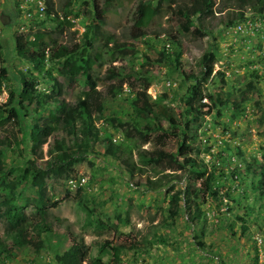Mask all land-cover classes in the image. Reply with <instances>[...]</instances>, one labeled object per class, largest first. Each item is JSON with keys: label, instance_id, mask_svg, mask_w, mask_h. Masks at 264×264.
Masks as SVG:
<instances>
[{"label": "rangeland", "instance_id": "374dc122", "mask_svg": "<svg viewBox=\"0 0 264 264\" xmlns=\"http://www.w3.org/2000/svg\"><path fill=\"white\" fill-rule=\"evenodd\" d=\"M84 1L100 8L106 4L104 0H44L45 9L69 21L66 26H58L45 14L42 18L33 15L29 20L24 19L18 9L20 1L0 0V44L4 50V61L0 66L8 67L12 88L19 82L17 71L27 69L26 64L15 57L14 37L18 34L32 37L40 30L49 32L59 44H77L83 40L84 25L89 22L87 12L90 5H85ZM142 1L147 6L149 17L145 38L133 39L131 34L139 0H113L104 24L98 30L93 50V54L100 53L101 65L93 66L92 73L98 80V91L105 96L103 118L94 124L100 136L108 132L112 144L125 153L120 160L107 153L110 147L100 139L90 142L84 149L86 134L82 131L81 122L77 124L78 131L74 137L76 146L73 138L64 133H54L34 151L30 150L29 133L26 143L20 142L23 131H29L31 117H24L19 125L9 123L6 131L0 129V138L7 136L14 143L5 151L8 153L3 159L7 165L4 171L10 165L19 167L33 160L44 164L49 158V148L61 138L71 152H86L85 160L74 165V173L69 179L57 175L47 179L46 196L52 203L62 199L66 189L75 199L65 200L46 212L44 220L51 232H43L37 238L32 235L41 245L40 251L36 252L32 246L13 248V256L2 258L0 264H56L55 255L63 253L71 245L70 235L88 247V258L98 255L104 241L121 247L117 264H264V185H260L261 165L264 164V22L252 36L229 30L247 17L256 19L260 16L252 6L256 0ZM195 1L201 6L208 2L211 4V13L200 19L195 16L190 27V31L193 28L204 31V37L180 32L184 20L172 12L190 9ZM67 4L70 7L66 9L79 14L77 18L72 19L66 14ZM156 8L159 9L157 12ZM38 21H43L44 25L36 23ZM229 22L234 23L231 25ZM168 35H174L181 44V63L186 74H199L202 68L200 58L208 46L213 45L217 53L212 75L200 87V93L193 101L195 107L205 103L209 109L204 107L200 110L191 120L187 132L193 147L192 156L207 173L215 172L216 180L212 186L218 192L216 199L200 197L197 200L201 215L195 224L191 221L193 204L187 209L181 201L175 218H171L168 212L174 192L186 189L191 192L200 186L194 174L190 170H162L158 167V175L152 177L153 169L141 166L137 160V152L142 149L175 153L181 141L170 138L165 145L155 146L153 142L144 141L143 132L135 130L133 121H138L129 102L134 92L142 88L143 79L134 91L123 84L122 93L114 99L105 94V86L119 83L116 79L125 76L133 82L130 71L133 70L149 80L146 91L149 102L160 99L176 115L183 114L187 109L185 99L190 92V82H183V77L167 65L156 62L163 48L169 52L177 48L175 45L172 47ZM108 37L112 39L108 40ZM110 49L112 55L108 52ZM145 57L148 61L144 60ZM109 70L114 72L115 78L111 77ZM58 80L64 85L61 99L70 105L87 91L81 85L83 79L80 77L71 86L61 78ZM47 87L46 83H40L41 89ZM211 94H216L222 105L220 102L214 105L208 99ZM7 98L6 85L0 89V112ZM185 118L179 117L181 124ZM112 119L114 123L110 122ZM158 125L169 130L166 120H160ZM127 147L131 151L129 156L125 152ZM123 159L137 166L133 176L126 171ZM248 163L251 164L249 170L246 168ZM79 188L80 193H76ZM31 197H35L34 190L24 189L18 204L23 205L25 199ZM79 201H83L92 212L90 217ZM25 214L31 220L34 213L26 207ZM97 219L108 228L95 229L94 221ZM243 227L246 228L244 232ZM0 239H4L1 221ZM7 245L11 246L10 240H7ZM110 258L109 254L103 256L105 262Z\"/></svg>", "mask_w": 264, "mask_h": 264}, {"label": "trees", "instance_id": "16d2710c", "mask_svg": "<svg viewBox=\"0 0 264 264\" xmlns=\"http://www.w3.org/2000/svg\"><path fill=\"white\" fill-rule=\"evenodd\" d=\"M97 1V0H92ZM106 4L103 7L98 5L91 6V2L84 1V4L90 5L88 16V24H85V30L82 39L77 44L66 46L57 43L52 39L50 33L47 31H37L29 37L27 34H18L14 37V53L18 60L26 64V71L18 70V81L15 87H11L10 73L8 67L0 66V89L3 86L8 87V98L4 107L0 112V129H4L7 125L13 122L15 125L22 124L24 117H31V124L29 131H23L21 134V143H26L27 133H29V140L31 141L30 150L34 151L40 148L54 133H64L66 136L74 139L77 135V124L82 123V131L86 134L84 138V149H87L90 142L102 141L107 144L109 152H107L113 159L120 160L124 152L117 149V146L112 144V138L108 132L99 135L98 129L95 127V121L103 118L105 96L102 95L97 87L98 80L94 79L92 69L95 65H101L99 62L100 53L93 54L95 49L96 37L98 30L102 27L105 20L106 12L113 0H104ZM129 1V0H126ZM161 1V0H160ZM243 1V0H242ZM253 10L259 14L261 18L264 12V0H256L253 3ZM70 7L69 4L65 7L67 15L75 19L79 14L72 10L66 9ZM159 9L156 8L157 12ZM172 11V10H171ZM211 4L208 2L205 6H201L195 1V5L190 9H178L172 12L183 18L184 22L180 25L179 31L182 33H192L198 37H204L205 32L198 28L190 27L193 24V19L196 16L200 19L211 13ZM46 18L56 23L58 26H66L69 24L67 18H60L55 12L50 9H45ZM149 17L147 16V6L144 1L139 0L134 15L133 28L131 34L133 39H144L146 36L145 28L148 24ZM39 25H44L43 21L36 22ZM234 22H229L233 25ZM232 27V26H231ZM235 27V26H234ZM112 37H108V40ZM168 41L172 47L171 51L163 50L159 53V59L156 61L160 65L171 68L173 72L177 73L183 82H190L189 94L185 99L187 109L185 112L176 115L174 110L166 106L160 99H155L149 102V97L146 91L149 87V80L139 74L130 70L133 76V82L128 80V77L116 79L118 84H109L105 86V94L110 99L116 98L122 93V85L127 84L134 91L136 85L142 80V88L134 92L133 98L130 100V108L134 114L135 130L143 132L145 142H153L155 146H163L170 138L181 140L175 153H166L160 150L149 151L146 149L137 152V160L143 167L153 169V176L158 175L156 168L162 167V170H190L195 180L200 182V186L189 192L188 189L184 191H176L172 194L169 204V216L175 218L178 216L180 202H184L187 209L190 205H194L193 214H191V221L193 224L200 221L201 210L197 204V200L213 198L216 199L218 192L213 188V183L216 180L215 172H206L205 168L201 167L196 158L192 156L193 147L190 143V138L187 132L190 129L191 120L195 118L200 110L204 107L209 109L205 103H199L196 107L193 101L200 93V87L207 82L213 72V65L217 60V53L213 50V45L208 46L200 58V65L202 66L199 74H186L182 68L181 63V44L174 35H168ZM174 49V50H173ZM112 55L113 51H108ZM4 50L0 44V63L4 61ZM148 61V58H144ZM112 78H115L114 72L109 70ZM82 78V86L87 88L83 96H78L74 104H68L61 99L64 92V85L58 80L59 78L66 81L69 86L77 83V78ZM46 83V89L40 88V83ZM12 83V82H11ZM165 98L166 95H163ZM208 99L213 104H218L221 100L216 94H211ZM220 105L221 102H220ZM186 116L183 124L180 123L179 117ZM190 119H187V117ZM166 120L169 125V130H163L159 127L160 120ZM114 123L115 120L110 121ZM141 123V124H140ZM156 134L152 137V134ZM91 135V137L89 136ZM125 136V135H124ZM129 139L128 136L124 137ZM13 142L9 137L0 138V221L4 225V239H0V260L4 257H12V249L22 248L25 246H32L36 252H39L41 245L36 243L34 237L37 238L43 232L50 233L51 228L47 225L44 218L46 212L50 208H57L60 203L70 198H74L71 192L66 189L65 195L62 199L51 202V199L46 196L47 179L53 175L69 179V176L74 173V165L77 162L84 161L86 152H71V148L66 145L63 138L54 141L49 148V158L44 164H37L34 160L22 164L19 167L7 166L3 159L11 149ZM19 142H16L17 144ZM74 139L73 145L76 146ZM14 144V143H13ZM126 154L131 155L130 148H126ZM238 156H242L237 152ZM22 154V152L20 153ZM126 166V171L133 176L138 170L134 164L127 163V159L122 161ZM251 164H246L247 170L250 169ZM262 182L264 185V164L261 165ZM147 184H151L150 180ZM29 188L33 189L35 197L26 198L25 203L18 204L19 198L23 195V190ZM79 188L76 193H80ZM79 205L90 217L92 212L88 210L83 201H79ZM31 208L33 217L25 214V208ZM191 211V209H190ZM189 211V212H190ZM32 220V218H34ZM95 229L108 228L101 220L94 221ZM246 228H242L244 232ZM35 234V235H33ZM34 237H33V236ZM7 240L11 241V246L7 245ZM71 245L61 254L55 255L56 264H117L120 260L121 247L113 245L110 241H104L99 248L98 255L93 258H88V247L83 246L74 236L70 235ZM199 246H201L199 244ZM134 247V245H132ZM110 255V260L105 262L104 255Z\"/></svg>", "mask_w": 264, "mask_h": 264}, {"label": "built area", "instance_id": "2783aa9c", "mask_svg": "<svg viewBox=\"0 0 264 264\" xmlns=\"http://www.w3.org/2000/svg\"><path fill=\"white\" fill-rule=\"evenodd\" d=\"M21 4L18 6L19 12L23 18L30 19L33 15H38L40 18L44 16L45 5L44 0H17ZM264 19L260 16L255 18L247 17L241 24L235 27H230L229 30L235 34H245L252 36L256 30L262 28ZM166 47H169L167 44ZM264 54V51H263ZM264 60V55L262 56Z\"/></svg>", "mask_w": 264, "mask_h": 264}]
</instances>
